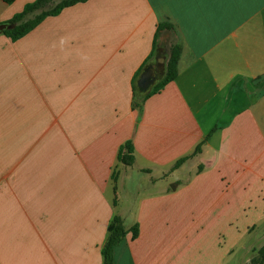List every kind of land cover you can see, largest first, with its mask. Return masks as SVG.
<instances>
[{
  "label": "crops",
  "instance_id": "obj_1",
  "mask_svg": "<svg viewBox=\"0 0 264 264\" xmlns=\"http://www.w3.org/2000/svg\"><path fill=\"white\" fill-rule=\"evenodd\" d=\"M32 1L0 0V23ZM173 45L176 78L147 95ZM115 215L129 232L113 264H253L264 0H86L0 33V264H102Z\"/></svg>",
  "mask_w": 264,
  "mask_h": 264
},
{
  "label": "trees",
  "instance_id": "obj_2",
  "mask_svg": "<svg viewBox=\"0 0 264 264\" xmlns=\"http://www.w3.org/2000/svg\"><path fill=\"white\" fill-rule=\"evenodd\" d=\"M6 3H13L15 0H3ZM86 0H34L27 3L21 12L16 13L12 19L8 22L14 26L4 30L2 33L11 37L12 40H17L28 32H30L34 27H36L40 22H42L46 17L50 15H56L60 13L65 7L73 5L78 2H83ZM170 27L167 23H161L158 30L161 28ZM181 54V47L179 45H173L171 48V55L167 65V72L162 81H160L156 86L147 93H155L162 89L167 83L174 80L178 74V62ZM215 130V128H214ZM212 130V132L214 131ZM211 132V133H212ZM211 133L206 139H204L192 152L182 158L178 159L172 166V170H175L182 166L188 159L195 156L202 150V146L209 139ZM118 158L120 162L125 165H133L135 163L134 146L131 141L124 143L119 151ZM115 177V176H114ZM129 230L127 229L124 219L120 215H115L108 227V237L105 244L102 247L103 263L102 264H113L114 263V249L122 242L126 237ZM133 237H137L139 234L138 225H134L131 228ZM260 261L261 264L264 261V247L260 250ZM254 261V260H252Z\"/></svg>",
  "mask_w": 264,
  "mask_h": 264
},
{
  "label": "water",
  "instance_id": "obj_3",
  "mask_svg": "<svg viewBox=\"0 0 264 264\" xmlns=\"http://www.w3.org/2000/svg\"><path fill=\"white\" fill-rule=\"evenodd\" d=\"M14 25L9 22H1L0 23V33H2L4 30L13 27ZM152 75V70H148L142 75V78L140 80L139 85L142 88H146L149 84V78Z\"/></svg>",
  "mask_w": 264,
  "mask_h": 264
},
{
  "label": "rangeland",
  "instance_id": "obj_4",
  "mask_svg": "<svg viewBox=\"0 0 264 264\" xmlns=\"http://www.w3.org/2000/svg\"><path fill=\"white\" fill-rule=\"evenodd\" d=\"M59 1V0H57ZM7 133V132H6ZM25 132H21V135H23ZM260 258H261V255H260V252H258V255L253 259V264H258L259 261H260Z\"/></svg>",
  "mask_w": 264,
  "mask_h": 264
}]
</instances>
